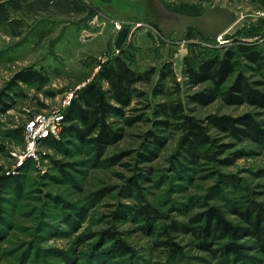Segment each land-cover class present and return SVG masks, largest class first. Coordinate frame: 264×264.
Wrapping results in <instances>:
<instances>
[{
  "label": "rangeland",
  "instance_id": "1",
  "mask_svg": "<svg viewBox=\"0 0 264 264\" xmlns=\"http://www.w3.org/2000/svg\"><path fill=\"white\" fill-rule=\"evenodd\" d=\"M161 1L192 15L214 4L234 10L236 22L218 42L205 43L257 45L263 65L238 55L237 71L264 92V0ZM154 12L150 0H0V91L27 66L46 75L43 86L19 83L10 92L12 106L0 113V180L17 178L0 185V264H264V249L247 232L218 233L205 243L196 234L205 224L198 215L211 206L239 227L248 225L240 212H260L264 225V142L211 128L213 145L190 163L179 149L183 131L174 123L156 129L149 121L157 103L177 99L197 118L251 113L264 129V115L249 103L227 104L220 97L207 105L190 102L188 94L210 86H189L182 71L189 42L201 38L196 33L177 43L173 35L162 36L151 25ZM124 26L127 37L116 48ZM121 50L132 56L135 70L154 69L148 81L134 85L142 95L126 108V114H143V119L124 125L110 118L123 126L124 135L101 155L73 138L63 139L62 146L38 141L28 154L25 121L36 112L62 110L65 93L94 79L100 65ZM165 64L172 75L163 81L165 94L154 95ZM149 129L166 144L155 160L139 163L137 152ZM113 155L120 159L109 163ZM142 206L150 210L148 220L136 212ZM106 230L128 249L117 250L104 238ZM229 244L238 247L236 253L222 250Z\"/></svg>",
  "mask_w": 264,
  "mask_h": 264
},
{
  "label": "trees",
  "instance_id": "2",
  "mask_svg": "<svg viewBox=\"0 0 264 264\" xmlns=\"http://www.w3.org/2000/svg\"><path fill=\"white\" fill-rule=\"evenodd\" d=\"M164 6L169 9L165 4ZM176 12L192 15L186 12ZM151 25L164 36L153 20H151ZM196 36L193 29H187L183 39L192 40ZM200 38L199 42H189V51L183 58L182 71L186 84L189 86L194 87L204 82H210V86L188 94L189 101L207 105L220 97L227 104L249 103L259 108L264 115V92L253 85L243 72L237 71L236 62V57L239 55L246 63L261 67L263 57L257 45L250 41H237L232 47H218L213 43L206 44L201 36ZM131 64L132 56L122 50L105 60L98 68L96 77L76 90L69 105L63 109V125L59 135L49 136L42 140H51L57 146H62L63 139L73 138L78 145L89 146L99 155L107 146L118 142L124 135L123 126L117 125L116 120H110V118L118 117L124 125H132L143 119V114L133 116L126 114V108L130 106L134 97L142 95V92H139L134 85L140 81H148L154 73L153 68L137 71ZM163 67L158 74L160 82L152 89L154 95L165 94L163 81L172 75L170 64H165ZM234 73V79L226 85L227 80ZM45 82V73L32 66L16 71L0 91V113L12 106L14 99L10 92L18 88L19 83L43 86ZM152 115L153 118L149 121L156 129L169 128L174 123L183 131L179 149L190 163H196L204 151L207 152V148L213 145L214 139L209 134L211 128L232 137H246L264 142V129L251 113L238 116L208 114L204 118H197L186 109L181 100L177 99L157 103L152 109ZM146 136L147 142L143 143L141 150L137 152L139 163L155 160L161 148L166 144L165 137L157 135L153 130L149 129ZM67 141L69 144L72 143L70 140ZM119 157V155H113L108 161L115 163L120 159ZM13 179L17 180L15 177L5 176L0 180V185H3L2 181L9 183ZM136 212L145 220L152 217L150 210H147L145 206L139 207ZM119 213L117 216L123 218L124 214ZM240 215L248 223L247 226L239 227L230 224L216 208L211 206L198 215L204 219L205 224L196 234L205 243L218 233L236 237L247 232L248 235L255 236L264 249V225L261 226L260 212L257 216H252L251 212L246 210L240 212ZM105 234L104 238L112 240L114 247H118L117 250L128 249L114 231L106 230ZM170 245V249L176 252L175 245L173 243ZM237 248L234 244H229L224 245L222 250L236 253Z\"/></svg>",
  "mask_w": 264,
  "mask_h": 264
},
{
  "label": "water",
  "instance_id": "3",
  "mask_svg": "<svg viewBox=\"0 0 264 264\" xmlns=\"http://www.w3.org/2000/svg\"><path fill=\"white\" fill-rule=\"evenodd\" d=\"M154 8V23L166 37L173 33L174 41L183 40L187 29H193L203 40L218 42V37L227 31L237 20V14L229 7L214 4L206 7L199 15H187L167 9L161 0H150ZM129 27H122L116 36L115 47L119 48L127 37Z\"/></svg>",
  "mask_w": 264,
  "mask_h": 264
},
{
  "label": "built area",
  "instance_id": "4",
  "mask_svg": "<svg viewBox=\"0 0 264 264\" xmlns=\"http://www.w3.org/2000/svg\"><path fill=\"white\" fill-rule=\"evenodd\" d=\"M75 91L69 90L65 93L62 101V110L36 112L25 121L22 137L28 154L33 152L34 143L49 136L57 137L59 135L63 125V109L69 105Z\"/></svg>",
  "mask_w": 264,
  "mask_h": 264
},
{
  "label": "bare ground",
  "instance_id": "5",
  "mask_svg": "<svg viewBox=\"0 0 264 264\" xmlns=\"http://www.w3.org/2000/svg\"><path fill=\"white\" fill-rule=\"evenodd\" d=\"M171 35H173V33Z\"/></svg>",
  "mask_w": 264,
  "mask_h": 264
}]
</instances>
